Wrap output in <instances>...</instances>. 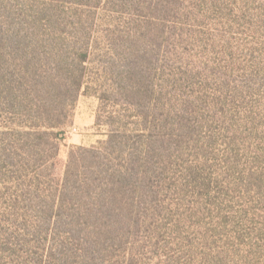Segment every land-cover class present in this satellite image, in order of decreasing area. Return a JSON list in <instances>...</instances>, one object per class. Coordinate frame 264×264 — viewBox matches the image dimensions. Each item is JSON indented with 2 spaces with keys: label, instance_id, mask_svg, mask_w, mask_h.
<instances>
[{
  "label": "rangeland",
  "instance_id": "obj_1",
  "mask_svg": "<svg viewBox=\"0 0 264 264\" xmlns=\"http://www.w3.org/2000/svg\"><path fill=\"white\" fill-rule=\"evenodd\" d=\"M117 10L99 27L88 88L61 130L55 159L37 156L48 170L19 171L23 142L14 150L0 136V231H18L11 205L52 201L48 192L56 193L72 148L107 139L104 111L135 115L117 98L99 100L111 87L109 68L116 79L135 59L151 95L136 113L156 121L159 139L152 196L128 264H264V0H139ZM135 29L141 38L131 44L123 36ZM4 71H13L8 57ZM2 103L0 132H7L14 126ZM11 153L14 160L2 158ZM13 245L22 250L15 237Z\"/></svg>",
  "mask_w": 264,
  "mask_h": 264
},
{
  "label": "trees",
  "instance_id": "obj_2",
  "mask_svg": "<svg viewBox=\"0 0 264 264\" xmlns=\"http://www.w3.org/2000/svg\"><path fill=\"white\" fill-rule=\"evenodd\" d=\"M136 1L0 0V100L8 109V124L14 126L0 136L3 142L10 138L14 150L23 142L27 152L18 161L19 171L31 167L39 175L48 170L46 163L36 164L37 156L57 155L61 130L88 88L87 65L99 27L110 22L117 9L121 12ZM123 37L136 44L141 33L135 29ZM7 57L13 63L10 74L4 71ZM109 72L104 84L111 81V87L101 89L99 100L109 103L117 98L135 115L104 111L110 127L107 139L70 150L56 193L48 192L52 201L9 207L8 218L14 219L18 231H0V262L128 264L127 247L143 222L147 197L152 196L156 179L152 160L159 135L154 138L152 133L156 121L136 113L151 95L135 59L116 79L112 68ZM125 120L143 129L131 133ZM14 155L2 158L14 160ZM14 237L22 244L21 251L12 247Z\"/></svg>",
  "mask_w": 264,
  "mask_h": 264
}]
</instances>
